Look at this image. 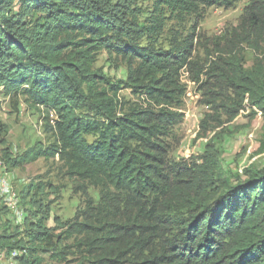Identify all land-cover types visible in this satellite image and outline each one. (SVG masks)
Segmentation results:
<instances>
[{
  "label": "trees",
  "instance_id": "obj_1",
  "mask_svg": "<svg viewBox=\"0 0 264 264\" xmlns=\"http://www.w3.org/2000/svg\"><path fill=\"white\" fill-rule=\"evenodd\" d=\"M237 1L0 0V91L45 111L55 136L6 146L7 170L59 157L87 196L63 220L43 201L46 184L27 185L25 228L0 223L15 264H264V168L232 182L216 149L174 159L168 139L185 117L183 75L203 90L208 117L251 108L264 137V55L251 67L245 57L264 49V0L223 34L199 29L208 7ZM102 53L124 77L98 64Z\"/></svg>",
  "mask_w": 264,
  "mask_h": 264
},
{
  "label": "rangeland",
  "instance_id": "obj_2",
  "mask_svg": "<svg viewBox=\"0 0 264 264\" xmlns=\"http://www.w3.org/2000/svg\"><path fill=\"white\" fill-rule=\"evenodd\" d=\"M249 1L238 0L232 7L219 5L208 7L199 23L200 32L211 37L223 34L227 29L236 26ZM137 2L143 8H148L152 4V0ZM262 55L264 49L256 52L246 47L247 67H251ZM98 64L104 66L111 76L124 77V69L118 70L106 61L105 53L101 54ZM183 81L188 85L182 107L185 117L168 138L171 143V157L193 159L210 146L218 151L221 165L232 182L242 176L243 170L247 167L264 168L262 115L254 114L253 110L248 108L233 120H228L225 114L220 119L223 122H219L208 117L209 114L214 115L215 111L204 102L203 90H200L187 75H183ZM122 94L133 98L130 90H124ZM204 120L207 129L202 127ZM47 121L46 112L39 107H30L22 98L18 101L0 91V158L4 159L3 149L6 146L19 153L38 142L49 144L55 140L52 132L46 129ZM2 140H6V143ZM4 173L9 175L7 185L9 192L0 195V223L11 220L12 231L17 225L22 230L25 228L24 219L29 207L24 204L22 196L24 188L32 182L46 184V195L37 198L44 196L43 201L51 205V214H56L63 220L73 217L87 199L79 189L81 181L66 175V169L59 157L50 159L41 157L11 170H7L5 163ZM54 187H57V192L54 191ZM87 189L89 195L97 201L99 190L90 185ZM49 223L52 224L53 221L49 220ZM15 261L9 258L7 249L0 247V264H15Z\"/></svg>",
  "mask_w": 264,
  "mask_h": 264
},
{
  "label": "built area",
  "instance_id": "obj_3",
  "mask_svg": "<svg viewBox=\"0 0 264 264\" xmlns=\"http://www.w3.org/2000/svg\"><path fill=\"white\" fill-rule=\"evenodd\" d=\"M8 182H9V175H5V180L2 181L1 195L9 192L7 188Z\"/></svg>",
  "mask_w": 264,
  "mask_h": 264
},
{
  "label": "bare ground",
  "instance_id": "obj_4",
  "mask_svg": "<svg viewBox=\"0 0 264 264\" xmlns=\"http://www.w3.org/2000/svg\"><path fill=\"white\" fill-rule=\"evenodd\" d=\"M4 168H5V163H4V161L0 158V171H2L3 170V172H4ZM2 179H4L3 177H2ZM16 255H18V251H14V252H12V253H10V259H13V258H15V256Z\"/></svg>",
  "mask_w": 264,
  "mask_h": 264
},
{
  "label": "crops",
  "instance_id": "obj_5",
  "mask_svg": "<svg viewBox=\"0 0 264 264\" xmlns=\"http://www.w3.org/2000/svg\"><path fill=\"white\" fill-rule=\"evenodd\" d=\"M1 172H2V173H1ZM5 174H6V173H4L3 170L0 171V184H1V186H0V191H1V187H2V181L5 180ZM2 177H3L4 179H2ZM0 195H1V192H0Z\"/></svg>",
  "mask_w": 264,
  "mask_h": 264
}]
</instances>
